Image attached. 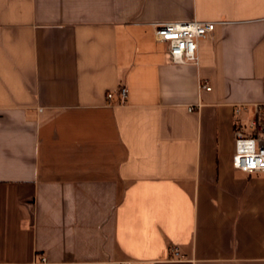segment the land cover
<instances>
[{"label":"crops","instance_id":"obj_1","mask_svg":"<svg viewBox=\"0 0 264 264\" xmlns=\"http://www.w3.org/2000/svg\"><path fill=\"white\" fill-rule=\"evenodd\" d=\"M191 19L219 23L173 64L153 24ZM255 103L264 0H0V264H264Z\"/></svg>","mask_w":264,"mask_h":264},{"label":"built area","instance_id":"obj_2","mask_svg":"<svg viewBox=\"0 0 264 264\" xmlns=\"http://www.w3.org/2000/svg\"><path fill=\"white\" fill-rule=\"evenodd\" d=\"M217 21L191 19L190 21H171L153 24L156 40L168 44V58L173 64H199L198 41L213 33ZM201 89L210 90L211 86L201 84ZM120 102H125L129 96L128 88L121 86L118 90ZM115 93L107 92V98L113 99ZM251 106V105H250ZM248 104H237L235 112L241 114L249 110ZM194 107L190 108L192 111ZM253 114L247 124V130H236L235 153L233 167L247 174L264 173V108L261 104L252 105ZM173 253L179 256L180 252L174 248ZM38 264H59L50 261L42 255ZM124 264H130L125 262Z\"/></svg>","mask_w":264,"mask_h":264}]
</instances>
